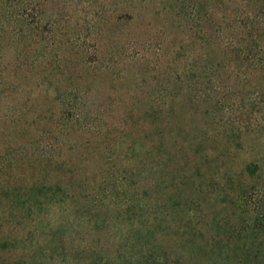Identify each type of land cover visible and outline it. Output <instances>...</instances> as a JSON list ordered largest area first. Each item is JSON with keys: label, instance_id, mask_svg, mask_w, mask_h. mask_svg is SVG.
I'll use <instances>...</instances> for the list:
<instances>
[{"label": "trees", "instance_id": "trees-1", "mask_svg": "<svg viewBox=\"0 0 264 264\" xmlns=\"http://www.w3.org/2000/svg\"><path fill=\"white\" fill-rule=\"evenodd\" d=\"M146 1L0 0V118L12 129L25 121L23 133L31 130L26 120L41 125L39 136L8 146L0 159V264H193L215 255L224 259L223 264H264L262 244L253 250L241 243L242 251L232 261L234 255L228 254L240 248L238 243L248 233L264 235V158L248 162L244 172L225 176L227 187L216 191L215 182L196 180L191 172L181 178L163 175L161 170L168 171L171 159L165 161L162 152L157 155L155 150V155L153 146L147 148L146 137L134 140L140 131L136 128L140 110L128 109L125 120L132 123L124 120L123 127L106 131V112L100 106L113 96L95 104L100 92L87 83L104 74L126 81L122 72L146 60L144 47L136 51L133 42L124 56L112 40L132 19L136 5ZM217 1L208 2L198 17L196 0L169 5L175 19L183 13L180 23L199 35L203 47L198 56L183 58V64L178 60L182 65L168 80L174 87L153 93L141 110L160 134L166 127L158 116L168 103L172 113L176 100L183 106L185 101L205 104L212 115L233 112L236 106L238 120L222 124L229 140L240 139L242 122L253 118L264 122V0H246L259 3L252 10L234 6L225 10ZM161 2L165 6L167 0ZM224 10L233 18L228 16L227 21L219 15ZM221 20L227 21L226 33ZM224 71L228 77L222 79ZM225 82L235 84L236 96L243 94L240 101L227 95L234 89ZM224 88L227 93H220ZM37 91L47 94L42 109L34 108L32 101ZM73 134L85 137L86 150L131 157H125V168L111 176L115 192L99 188L96 192L94 185L89 189L81 171L84 161L70 168L66 152L78 147L70 139ZM206 145L200 139L188 146L196 148V155L206 151ZM24 155L31 184L9 189L26 170L22 166L16 172ZM195 194H217L231 208L230 214L225 208L217 213L224 217L214 219L210 238L201 222L204 199L199 201Z\"/></svg>", "mask_w": 264, "mask_h": 264}, {"label": "rangeland", "instance_id": "rangeland-1", "mask_svg": "<svg viewBox=\"0 0 264 264\" xmlns=\"http://www.w3.org/2000/svg\"><path fill=\"white\" fill-rule=\"evenodd\" d=\"M159 1L160 0H147L146 3L137 4L136 9L132 13V19L122 26V32L119 34L118 39H116V37L112 39L124 56L128 53L126 50H131L129 44L135 45L133 42L137 43V46H135L136 51H140L142 47H144L148 51L146 60L141 61L140 64L134 63V67L130 68L128 72L127 70L122 72V76H128L126 81L120 82L114 80L110 75L104 74L97 79V81L93 83L88 82L87 85L97 88L100 92L99 97L94 99L95 104H101L107 97L113 96L110 101L111 104L110 102H106L100 106L101 110L106 112L104 115L106 131L112 132L118 130V126L123 127L125 112L128 109L131 110L135 108V110H140V120L136 127L140 131L134 135L136 136L134 140L140 141V139L146 137L148 140L147 148L153 146L155 155L156 150L157 155L162 152V158L164 157L165 161L171 159V163L170 160L169 163L172 165L169 166L168 171L164 172L161 170L163 175L172 177L179 176L181 178L183 176L187 177L188 173L191 172L196 180L203 179L215 182L212 190L216 189L217 191V189L221 187H227V184L223 181L225 176L231 175V172L234 171L244 172L248 162L257 158H264V122L254 118L250 122L241 121L240 139L229 140V135L223 132L224 129L222 124L225 121L227 122V119L234 120V118H236V120H238L240 110H237L236 106L233 112L228 109L223 110L221 114L216 113L212 115L210 113L212 110H208L209 108L205 104H187V101L184 100L185 105L183 106L176 100L172 106V113L168 103L164 113L158 116L161 122L163 120L166 127L163 134L158 132L159 127L155 129L154 124H149L151 117L144 115L141 111L147 106L150 100L149 96H152L153 93L157 94L167 87H174L172 83L168 84V80L173 78V73L177 72L178 66L183 64V58L185 59L188 57L190 59L198 56L203 47V42L198 39L199 35L188 31L190 29L184 22L180 23L179 20L183 13H180L177 16L178 19H175L169 9L171 2L176 3L178 1H185L188 4L187 1H189L190 4H193L194 0H178L175 2L167 0L165 6L162 2L160 4ZM196 1L200 3V6L198 12H195L194 17L202 16L204 14L203 10L208 5V2L213 3L214 0ZM217 2H219L220 7L225 10L226 8L230 9L232 6L241 10L242 8L252 10L255 8L254 6L259 4L255 1L247 2L246 0H218ZM225 10L220 12L219 15L224 14L226 20L228 16L233 18V14L229 12L224 13ZM188 12L190 11L188 10ZM227 21L221 20L222 28H224L222 29V33L227 32V29H225ZM197 23L198 22H196V24ZM206 25L207 24H205V26ZM178 48H181V50ZM177 50H179V52H177ZM176 52L178 54H176ZM189 59L187 63L190 61ZM178 60L182 61V64H179L180 61ZM121 68V65H119L118 69ZM256 74L261 77L258 73ZM226 77H228L227 71L222 72L221 78L225 79ZM128 81L131 83L135 82L137 87L135 88V86ZM142 81H144V83H141ZM225 84L234 89L233 91H229L227 95H229V97L233 95L236 102L240 101L243 94L239 92L241 96H236L235 84L226 82ZM226 89L227 88H224V90L220 89V93L226 94ZM141 90L143 92H140ZM46 100L47 94H44L43 91H37L32 97V101H34L35 104L34 108L42 109ZM179 105H181V107ZM220 116L223 118L222 122H219ZM30 118H32L31 114L29 116V119ZM136 119L137 118H135L134 121H136ZM126 121L128 124L132 123L131 120H125V122ZM24 122L25 121L17 123L16 128L12 129L10 127L6 128L7 123H4V120L0 118V159L8 146L20 145L35 135L39 136V128H41V125L38 124L37 126L31 124L32 120H26V122L29 123L28 125L31 126V130L23 133L20 128ZM70 139H72L73 144H78L77 148L71 152H66V155L71 157V160H69L70 168L78 161H84L81 171L82 174L84 173L88 178V184L90 186L87 187L90 189L94 185L96 187V192H98V188L100 192H109L111 189L114 191L115 185L113 177L111 176H115L117 172L125 168L126 162L123 159H125V157L131 158L128 156V153H124V157L120 155L115 156V154L114 156H108L99 151L93 152L86 150V147L83 146L86 142L84 136L73 134ZM160 139H162V143L164 144L163 148ZM200 139L202 141L206 140L207 147L203 146L206 148V151H199L196 155H193L196 148L189 147L188 145L190 141L192 142V140ZM215 146V150L211 149ZM224 148L228 149L229 152H226ZM21 160L16 172H21L22 166L26 170L17 175L16 181L11 182L9 185L11 188L9 189L16 188V186L17 188H27L31 184L30 173L26 174V171L29 169L26 156L24 155ZM244 178L250 180L246 174H244ZM186 192L191 193L192 191L188 189ZM208 192L211 193L210 190ZM1 195L6 200L7 195ZM194 196L198 198L199 201L204 199L202 204H204L205 217L201 219V222L204 226L203 233L206 234V237L210 238L211 236L208 234V229L216 227L215 225L212 226V224H214V219L220 217V220H222L224 217V213L223 215H218L217 213L219 211L224 212L225 208L227 209V214H230L231 208L224 206L221 203L223 198L217 197V194L211 195V197L203 196V194H195ZM195 208L196 207H194V211H197ZM233 221L235 223V218H233ZM236 223H238V221ZM252 236L248 233L245 238H243L242 242L238 243L240 246L237 247L240 248H236L228 253L231 257L234 255V257L229 258V260L232 261L239 255L238 253L242 251L241 243H246L253 250V247L262 244V250L264 251V235L259 237L254 236L256 238ZM219 259L220 258L215 255L212 260L206 262L202 259L198 261L195 260L197 263L193 264H223L224 259Z\"/></svg>", "mask_w": 264, "mask_h": 264}]
</instances>
